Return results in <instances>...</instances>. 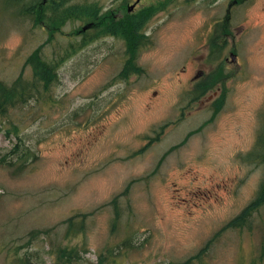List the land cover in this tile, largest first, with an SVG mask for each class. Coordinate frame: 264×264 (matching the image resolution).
<instances>
[{"label":"rangeland","instance_id":"obj_1","mask_svg":"<svg viewBox=\"0 0 264 264\" xmlns=\"http://www.w3.org/2000/svg\"><path fill=\"white\" fill-rule=\"evenodd\" d=\"M85 1L99 18L51 24L0 0L1 81L30 78L38 47L62 59L46 93L0 113V264H264V205L228 226L264 175L247 158L264 130V0ZM159 5L142 72L119 77L126 40L101 26ZM71 217L86 220L76 234Z\"/></svg>","mask_w":264,"mask_h":264},{"label":"trees","instance_id":"obj_2","mask_svg":"<svg viewBox=\"0 0 264 264\" xmlns=\"http://www.w3.org/2000/svg\"><path fill=\"white\" fill-rule=\"evenodd\" d=\"M21 4V10L19 14L29 16L33 21L34 19H43L47 20L51 24L63 23L66 19H71L73 17L81 16H92L94 18L100 17V5L95 1H85V2H72V0H50L47 11L41 10L38 13V17L33 16L34 12L40 6L38 0H16ZM40 3V2H39ZM163 7L159 5L154 7L152 10H141L137 12H128L125 16V19H115L110 23L105 22L99 30L100 33L117 35L125 38L126 40V52L128 54L124 65L122 66L119 77L126 78L131 74H139L142 72V69L135 63V55L138 48L143 44V38L145 37L144 33L141 31V26L147 21L150 15L156 10ZM96 24L93 22L91 24L85 25L77 30V34L83 32V30L93 27ZM218 34L213 36V42H211L213 51L210 54V57H217L219 51H221L223 45L217 41ZM82 42H86L84 37ZM219 44V45H218ZM216 48V49H215ZM72 51V48H69ZM213 59V58H212ZM62 61V59H48L44 56L43 50L41 47H38L33 52H31L26 60L24 65H29L32 68V76L30 78H24L21 74L12 82L5 83L0 80V113H7L8 108L13 105H25L33 98L38 99L39 96L46 93L50 86L57 80V66ZM209 86L206 82H203L198 85L195 94L196 97H199V93L208 89ZM19 149V145H17ZM255 155H251L254 153ZM11 153H15V149L11 150ZM248 156V159H256L258 162L264 164V130L260 133L257 140L256 150H253ZM248 154V155H249ZM6 164H10L6 158L3 159ZM115 207L114 217L112 219V226L114 227L117 224L119 219L118 206L113 201ZM264 205V175L260 181L255 197L247 204V206L229 223V227L233 228H242L248 226L251 221V214L259 210L260 207ZM68 233L74 232L75 234L82 230L85 224V219L81 217L80 220L74 221L72 217L68 219ZM124 242V241H123ZM127 242V241H126ZM112 250V249H111ZM72 250L65 251L62 253V258L69 262V258L64 256H72ZM260 258L264 256V240L262 241L261 247L259 248ZM67 253V254H65ZM196 259L199 257H195ZM194 258V259H195ZM65 264V262L63 263ZM179 264H205L200 260L195 262L193 258L187 259L185 262Z\"/></svg>","mask_w":264,"mask_h":264},{"label":"water","instance_id":"obj_3","mask_svg":"<svg viewBox=\"0 0 264 264\" xmlns=\"http://www.w3.org/2000/svg\"><path fill=\"white\" fill-rule=\"evenodd\" d=\"M137 1H139V0H135V1L133 2V4H131V5L128 7V9L130 10L131 8H133L135 2H137ZM84 27H86V26H84ZM231 57L234 59V55H233L232 53H231Z\"/></svg>","mask_w":264,"mask_h":264}]
</instances>
